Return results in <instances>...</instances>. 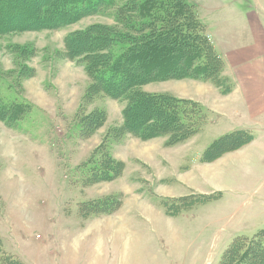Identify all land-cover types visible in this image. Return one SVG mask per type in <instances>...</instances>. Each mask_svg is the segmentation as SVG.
I'll return each instance as SVG.
<instances>
[{"label":"rangeland","instance_id":"1","mask_svg":"<svg viewBox=\"0 0 264 264\" xmlns=\"http://www.w3.org/2000/svg\"><path fill=\"white\" fill-rule=\"evenodd\" d=\"M185 1L202 8L199 16L194 10L206 34L212 35L208 29L220 23L213 34L221 43L246 46L258 35L243 25L240 31L225 30L228 14L233 11L242 20L255 0ZM124 3L120 0L62 28L0 34V102L31 107L19 130L0 122V251L22 264H219L235 238H252L264 230V125L249 129L263 144L252 146V164L237 160L236 176H221L218 185L226 187L224 193L167 214L163 199L211 195L199 193L212 188L209 176L200 173L211 168L219 176L213 162L249 153L242 150L249 143L213 162H201L213 141L238 129L233 114L208 125L212 116L203 106L201 130L173 147H164V138L140 141L122 131L127 102L92 86L90 58L72 53L70 46L77 44L69 42L78 39L89 47V38L99 32L116 36L121 44L124 35L139 36L119 23ZM211 4L225 6L211 13L204 9ZM213 50L226 80L221 88L232 91L226 60L216 51L223 49ZM208 87L221 95V88L191 79L150 81L140 91L195 99ZM97 114L104 116L100 127L83 137L84 123ZM102 151L123 170L111 181L86 183L92 164L102 162ZM107 200L101 209L98 204Z\"/></svg>","mask_w":264,"mask_h":264},{"label":"trees","instance_id":"2","mask_svg":"<svg viewBox=\"0 0 264 264\" xmlns=\"http://www.w3.org/2000/svg\"><path fill=\"white\" fill-rule=\"evenodd\" d=\"M119 1L0 0V34L62 28L99 9L113 8ZM194 9L185 0H126L119 9L122 10L119 23L128 33L139 36L129 38L124 35L125 43L121 44L116 36L109 38L108 33L99 32L89 38V47L78 39L70 40L71 45L77 44L70 46L72 53H86L90 58L87 67L91 71L92 86L103 94L127 102L122 112V131L126 135L140 141L164 138V146L173 147L186 142L201 130L206 111L198 103L179 99L169 93L140 91V87L150 81L191 79L210 83L217 88L226 82L220 74V57L213 50ZM142 30L147 32L141 33ZM116 44L117 49L114 48ZM221 89L220 94L224 96L231 92L230 88ZM30 110L31 107L25 103L2 101L0 122L6 128L19 130L20 123ZM103 119V114L89 117L81 130L83 137L100 127ZM118 131L121 132L120 129ZM252 139V134L243 130L225 134L205 149L200 161L213 162L222 154L250 143ZM101 155L102 162L92 164L89 177L84 178L86 183L111 181L123 170L122 164L114 161L106 152L102 151ZM219 195H198L177 202L163 199L162 205L167 214L173 216L180 208L205 204ZM108 202L98 205L105 209ZM0 264L22 263L0 251ZM219 264H264V230L252 238H235L222 254Z\"/></svg>","mask_w":264,"mask_h":264},{"label":"crops","instance_id":"3","mask_svg":"<svg viewBox=\"0 0 264 264\" xmlns=\"http://www.w3.org/2000/svg\"><path fill=\"white\" fill-rule=\"evenodd\" d=\"M255 3L256 6L249 9L244 14L245 17H243L242 20H237L236 14L232 11L228 14L231 18L225 21L229 25V27L225 29L226 31L230 30L229 32H231L232 28L235 31H240L239 27L240 25H243L245 26V30L257 33L258 35L254 36L251 44L246 46H236L235 44L231 45L230 43H221L219 36L213 34L215 31L219 32L217 27L220 23H217L216 29L212 27L208 29L212 32V35L207 34V36L214 48L223 49L222 51H216L224 61L226 60V67H228L227 74L229 73L228 75L234 81L235 85L233 90L226 96L219 95L216 89L208 87L204 88L202 93H200V95L195 99L189 97L185 98V100H190L200 104L206 109V111H208V113L212 116L210 120L211 122H209L208 125H211L217 118L226 119L229 114H233L234 119L231 121L235 123L234 128H238L234 131L243 130L251 133L252 131L249 129L252 127L257 128L259 125H264V2H262V0H255ZM224 6L225 5L223 4H219L215 8V6L211 4L210 7H205L204 9L214 13L215 11L222 10ZM195 8L199 16L202 8L198 4H195ZM253 9L258 10V12ZM244 20H246V25ZM221 30L224 29L222 28ZM192 83L197 82L192 81ZM261 142L262 141L259 143ZM259 143H257L256 138L253 137L252 142L242 149L243 151L247 150L249 153L246 152L242 155H226L223 157L227 161L226 164L225 162L223 164L222 161H219L223 158L213 162L215 164L211 163L214 168L216 167L217 174L219 176L213 175L212 172L214 169L211 170V168L208 169V171L206 170L207 172H201L200 174L202 177L209 176L212 188L210 191H199V193L208 194L212 192L213 194L215 192L220 195L224 193L226 191V187L218 185L221 181V176L224 177L226 175L225 172H227V175L229 176H236V174L233 173H235V170L237 169V160L238 162H242L244 164H249L248 161H250V164H252L251 161H253V157L251 155L253 154V151L251 148L253 145H258ZM230 163H232V166Z\"/></svg>","mask_w":264,"mask_h":264}]
</instances>
